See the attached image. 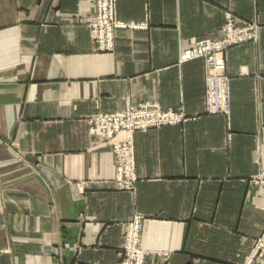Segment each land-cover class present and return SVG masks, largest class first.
<instances>
[{"label": "crops", "instance_id": "0c3cea01", "mask_svg": "<svg viewBox=\"0 0 264 264\" xmlns=\"http://www.w3.org/2000/svg\"><path fill=\"white\" fill-rule=\"evenodd\" d=\"M227 14L257 40L218 55L231 110L210 115L205 62L181 54L222 39ZM95 15V0H0V264H120L136 216L146 264H243L264 230V0H118L111 53ZM128 103L190 119L134 134L135 192L89 123Z\"/></svg>", "mask_w": 264, "mask_h": 264}, {"label": "built area", "instance_id": "2783aa9c", "mask_svg": "<svg viewBox=\"0 0 264 264\" xmlns=\"http://www.w3.org/2000/svg\"><path fill=\"white\" fill-rule=\"evenodd\" d=\"M96 15L88 23L90 36L96 50L111 53L115 50L116 32L126 28L116 17L118 0H95ZM227 24L221 31L224 37L220 40L210 38L197 40L194 47L181 54L183 62L202 59L206 65V111L210 115L230 114L231 94L230 80L223 74V59L219 54L227 49L257 40V26L248 24L237 26L235 17L227 14ZM132 26V24H130ZM190 120L184 113L164 110L158 103H128L125 110L117 113H101L89 121L90 132L111 146L116 155L115 185L120 191L135 192L138 182L135 163L133 136L136 132H147L150 129L167 125H177ZM123 139H117L120 133ZM255 184L264 186V170L253 177ZM143 218L136 216L127 226L120 264H146L149 255L141 246ZM162 256L167 257L166 254ZM264 256V230L256 239L253 250L243 264H254Z\"/></svg>", "mask_w": 264, "mask_h": 264}, {"label": "rangeland", "instance_id": "374dc122", "mask_svg": "<svg viewBox=\"0 0 264 264\" xmlns=\"http://www.w3.org/2000/svg\"><path fill=\"white\" fill-rule=\"evenodd\" d=\"M227 24V18H226V20H225V24L223 25V26H225ZM207 88V87H206ZM138 176V175H137ZM114 184H115V182H114ZM115 187H116V185H115ZM117 189V188H116ZM118 190V189H117ZM120 191V190H119Z\"/></svg>", "mask_w": 264, "mask_h": 264}]
</instances>
